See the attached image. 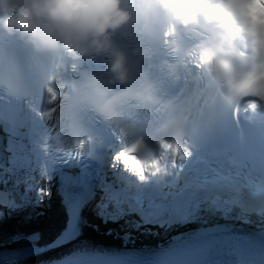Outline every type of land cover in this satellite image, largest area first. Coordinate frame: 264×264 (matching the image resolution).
Returning <instances> with one entry per match:
<instances>
[{
  "label": "clouds",
  "instance_id": "9594fccd",
  "mask_svg": "<svg viewBox=\"0 0 264 264\" xmlns=\"http://www.w3.org/2000/svg\"><path fill=\"white\" fill-rule=\"evenodd\" d=\"M137 11H158L172 30L211 29L215 47L199 52L204 68L230 100L253 97L257 106L264 103V0H141ZM0 17V30L37 50L72 48L107 56L109 82L129 80L127 58L112 44V36L132 20L125 0H0ZM237 56L246 61L243 66L234 63ZM156 159L144 163L155 170Z\"/></svg>",
  "mask_w": 264,
  "mask_h": 264
},
{
  "label": "bare ground",
  "instance_id": "6f19581e",
  "mask_svg": "<svg viewBox=\"0 0 264 264\" xmlns=\"http://www.w3.org/2000/svg\"><path fill=\"white\" fill-rule=\"evenodd\" d=\"M105 77L110 78L107 70H106V73H105ZM27 79H29V78H27ZM29 80H31V79H29ZM5 97L8 98V96L4 95V98ZM19 97H20V95H19ZM21 98H23V97H21ZM4 101H6V100H4ZM95 113H97V112H95ZM241 113L243 115V119L241 120V123L242 124H244L245 122L248 123V120H249V117H251V114L249 112H247L248 115H244L243 112H241ZM4 117H5V120L7 121V123H10V124L16 123V119H17V116L16 115H9V113H8ZM28 121L30 123L26 124V127L29 128V130H28L29 131V136L34 135V131H36V130H40V131H38V133H39V132H41V129H45L46 128V126L43 124L42 119L39 118V117H36L35 118V117L31 116V118H29ZM237 121H235V123ZM188 128H189V130H192V127H188ZM43 138H45V137L43 136ZM199 147H200V145H199ZM1 153H4V150ZM16 154H18V153H16ZM20 154L21 155H24L23 152H21ZM256 154H257L258 159H261V155L259 154V152L256 151ZM26 155H28L29 158L32 156L31 152H29V151H28V153H26ZM3 156L4 155L0 156V158L3 157ZM9 156H10V154H9ZM10 157H11V159L9 158L8 161H7V159L4 158L2 160V163L5 165V168H8V169H11L12 170V171L10 170V173L13 174V177L15 178L14 181L16 183L19 182L20 184H23L24 183L25 185L30 184V185L33 186V188H32V191H28L27 193H22V192H20L21 191V188L16 187V186H15V188L11 187L12 185H10V182H9L10 179L7 178L5 180H1L2 179V175L4 176L5 173H6V170L5 169H4L5 173H2V174L0 173V187L1 188H4L6 186V184H7L9 187H11V190H12V188L16 190V192H17L16 193V197L17 198L19 197V199H22L24 201L29 202V205H31V206H33L36 203L40 205V204H42L43 200H45V199L46 200H51L52 202H50V204L54 205L55 204L54 203V198L51 197L52 193L49 191V188H50L49 184L47 183L46 186H45L44 185V181H42V189H43V191H42V193L40 192V194H38L37 193V189L41 185V179L38 180L39 181V183H38L36 181L35 177L28 176L29 173H33L34 174L35 171H30V172H28L25 175V173L27 171L24 170L25 169L24 167L20 166L18 163L13 164V161H14L16 155L13 154ZM61 157L62 156H60V158ZM99 157H100V159H102V161H104V163H109L108 161H106V158H105V156L103 154H99ZM75 162H76L75 165H77V167H83L84 166V163L81 162V161H78L77 159H75ZM240 162L242 164H245L243 160H241ZM26 176H27V178H26V180H24V178ZM16 179L17 180L20 179V181H17ZM1 181H2V183H1ZM13 194H15V191H13ZM17 201H18V199H17ZM105 201L106 200H101L100 203L101 204H104ZM116 202H117V200L115 198L111 197V199L109 200V204L110 205L109 204L106 205V203H105V209H108V211H111V209H112L111 205H114L115 206L117 204ZM1 209H3V207H1ZM32 209H33V207L31 208V210ZM10 210H11V212L12 211L14 212L15 209L13 207H11ZM28 213H29V211L23 210V212H22L21 211V208H19L18 211L16 210L14 212V214L11 215V216H13V218L15 220H17V221H18V218L20 216V218H19V223L20 224H21V222L23 220L28 221L27 224H22V227H21L22 229L27 228V227H29V229L39 228L40 226L43 225V223H40L39 222V224H35V225L32 226L33 222L32 223L29 222V216H27ZM96 213L97 212H95L94 214H96ZM94 217H96V223H95V219H94V224H95L96 227H98L99 230H101L102 232H104L103 229L104 230H107L108 229L107 226H106V224H105L106 221L100 219L98 216H94ZM58 218H59V213L55 209H53L51 211V213H50V216L46 219V222H47L46 225L49 226L48 227L49 229L52 228V227L57 226L58 223H57L56 220H58ZM133 222H134V224H132L131 226H135V221L134 220H131V219H128V220L123 221V224H117L116 225V228H118L119 230L117 231V229H115V232H117L119 235H123V236H118V237L116 236V238L118 240L111 239V238H108V237H103L101 239L100 238L101 237L100 236L101 234H99L98 232H94V230H92V231L97 236L95 238L84 237L81 234L79 236V238L75 242H73V244L69 247L68 252L69 251H75L78 248H82V247L84 248L86 246H90V247H96V246H99V247H108V248L117 249V250H121V249H125V248H128L129 249L128 246L141 247V245L138 243V241L136 239V237H140V233L138 232V230L135 229L134 227H130V229H127L126 228V226L129 223H133ZM99 225L103 229H101L99 227ZM9 227L10 226L8 225V228ZM14 231H15V228L13 227V228H9V230L2 231L0 233V247L7 246L8 242L10 241L9 236L12 235L14 233ZM83 231H84V228H83ZM123 231H125V233H123ZM176 233L178 234V231L175 228H172V234H171V236H174ZM112 236H115V235H112ZM99 239H101V240H99ZM161 239H163V240H161ZM159 241L161 242L160 244H162V245H172V244H175V243H179L181 241V239H177L176 236L175 237H170L169 239H167V238H165V237L162 236L161 238H159ZM260 245L262 247V242L261 241H260Z\"/></svg>",
  "mask_w": 264,
  "mask_h": 264
},
{
  "label": "rangeland",
  "instance_id": "374dc122",
  "mask_svg": "<svg viewBox=\"0 0 264 264\" xmlns=\"http://www.w3.org/2000/svg\"><path fill=\"white\" fill-rule=\"evenodd\" d=\"M4 169L6 170V173H5ZM10 170L11 169L5 168V165L2 162H0V173L1 174L5 173L4 176L2 175V179L1 180H5L7 178L10 179L9 182H10V185H12L11 187L15 188V186H16V187L21 188L20 192H22V193H27L28 191H32V188H33L32 185H30V184L25 185L24 183L20 184L19 182L16 183L14 181L15 178L13 177V174L10 173ZM24 180H26V179H24ZM17 181H20V179H18ZM1 183H2V181H1ZM11 187H9L6 184V186L4 188L0 187V189H5V190H7L9 192V195H10L11 200L13 201V205H14V209H15L14 212L16 210L18 211L19 208H21L22 212H23V210L30 211L32 207H33L32 210H35V208H36L37 211H41V209H42L41 206L39 204H37L36 202H35L36 204H34V206H31V205H29V202L24 201L22 199H19V197L17 198L16 197V193H17L16 190L13 189V188L11 190ZM49 190H50V192H52L51 189H49ZM13 191H15V194H13ZM42 191H43V189L40 188V187L37 189V193L38 194H40V192L42 193ZM17 199H18V201H17ZM1 207L2 206H0V233L2 231L9 230V228L20 227V226H22V224H26L25 222L21 223V224L20 223L18 224L15 221V219L13 218V216H11V215L14 214V212L13 211L12 212L8 211V210H6L4 208L1 209ZM98 213L100 214L101 218L104 217V218L108 219V211H107V209H105L104 206L101 205L99 207ZM19 218H20V216H19ZM33 221H34L33 224L35 225V224H39V222L42 223L43 220L36 218ZM105 221H106V219H105ZM8 225L10 226L9 228H8Z\"/></svg>",
  "mask_w": 264,
  "mask_h": 264
},
{
  "label": "water",
  "instance_id": "95a60500",
  "mask_svg": "<svg viewBox=\"0 0 264 264\" xmlns=\"http://www.w3.org/2000/svg\"><path fill=\"white\" fill-rule=\"evenodd\" d=\"M9 195L6 190L0 189V205L7 207L9 205Z\"/></svg>",
  "mask_w": 264,
  "mask_h": 264
},
{
  "label": "trees",
  "instance_id": "16d2710c",
  "mask_svg": "<svg viewBox=\"0 0 264 264\" xmlns=\"http://www.w3.org/2000/svg\"><path fill=\"white\" fill-rule=\"evenodd\" d=\"M11 207H12V200H11V202H10V204H9L8 209H11Z\"/></svg>",
  "mask_w": 264,
  "mask_h": 264
}]
</instances>
